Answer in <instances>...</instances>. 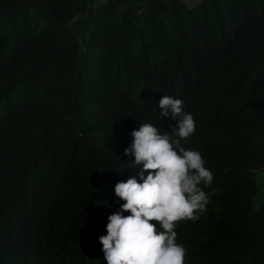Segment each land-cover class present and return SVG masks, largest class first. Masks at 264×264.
Masks as SVG:
<instances>
[{
	"label": "trees",
	"instance_id": "16d2710c",
	"mask_svg": "<svg viewBox=\"0 0 264 264\" xmlns=\"http://www.w3.org/2000/svg\"><path fill=\"white\" fill-rule=\"evenodd\" d=\"M163 95L213 174L184 264H264V0H0V264H106L130 133L176 124Z\"/></svg>",
	"mask_w": 264,
	"mask_h": 264
},
{
	"label": "clouds",
	"instance_id": "9594fccd",
	"mask_svg": "<svg viewBox=\"0 0 264 264\" xmlns=\"http://www.w3.org/2000/svg\"><path fill=\"white\" fill-rule=\"evenodd\" d=\"M183 105L163 95L155 106L159 121L176 120L170 133L152 123H140L130 133L123 155L133 157L130 165L139 171L114 186L119 207L98 238L106 264H184L186 249L177 243L176 222L198 220L206 211L208 197L201 184H211L213 174L199 151L182 146L196 128Z\"/></svg>",
	"mask_w": 264,
	"mask_h": 264
},
{
	"label": "rangeland",
	"instance_id": "374dc122",
	"mask_svg": "<svg viewBox=\"0 0 264 264\" xmlns=\"http://www.w3.org/2000/svg\"><path fill=\"white\" fill-rule=\"evenodd\" d=\"M104 1L105 0H95V3L100 4V3L104 2ZM184 1H185V3L190 5V4L194 3V2H196L197 0H184Z\"/></svg>",
	"mask_w": 264,
	"mask_h": 264
}]
</instances>
